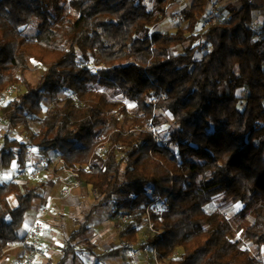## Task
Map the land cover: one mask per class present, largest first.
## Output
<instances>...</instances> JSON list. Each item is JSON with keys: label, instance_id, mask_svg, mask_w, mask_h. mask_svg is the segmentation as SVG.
Instances as JSON below:
<instances>
[{"label": "trees", "instance_id": "trees-1", "mask_svg": "<svg viewBox=\"0 0 264 264\" xmlns=\"http://www.w3.org/2000/svg\"><path fill=\"white\" fill-rule=\"evenodd\" d=\"M182 1L154 0L150 9L146 0H0V96L25 87L0 108L8 125L0 167L27 168L31 148L43 156L55 152L69 167H86L80 185L97 200L65 241L58 264L77 260L80 239L109 205L113 219H132L119 234L125 246L138 242L150 219L161 234L150 232L143 246L155 248L164 264H260L264 22L259 30L253 24L264 5L237 0L226 20L197 33L215 0H192L181 12L186 28L159 31L169 6ZM30 27L38 32L27 35ZM31 60L43 68L35 84L26 78ZM125 101L136 105L134 112ZM161 124L168 125L161 136L170 145L156 143L149 130ZM19 127L28 142L12 137ZM218 197L243 205L242 218L253 215L244 240L257 254L232 238L225 214L208 210ZM38 198L36 188L0 185V259L25 241L22 228Z\"/></svg>", "mask_w": 264, "mask_h": 264}, {"label": "rangeland", "instance_id": "rangeland-1", "mask_svg": "<svg viewBox=\"0 0 264 264\" xmlns=\"http://www.w3.org/2000/svg\"><path fill=\"white\" fill-rule=\"evenodd\" d=\"M191 1L192 0H184L179 4L170 5L168 8L167 18L165 19V21H163V23L160 24V26L158 27V30L162 31V32L175 33V32H177L178 29L186 28L187 25L182 20L181 12L186 6L190 5ZM255 1L260 6L264 5L261 0H255ZM146 4L148 5V7L150 9H152L154 7V0H146ZM236 5H238L237 0H215L209 8V11L207 14V19L198 25L197 33L205 32L207 30V28L215 22H220V21L226 20L229 17L230 7L236 6ZM68 11H70V10L68 9ZM263 22H264V9L262 11L255 12L253 27L256 30H259V28L262 26ZM37 32H38V29H36L35 27H30L26 30L27 35H35ZM206 50H207V48L205 49V51ZM179 52H182V48H179ZM198 56L200 57V55H198ZM89 65L92 66V63L90 62ZM42 73H43V68L40 65V63L36 60H31L30 61V70L26 73L27 80L30 83L35 84L40 79ZM102 91L107 92L110 95V97L114 100H122V95L119 92H110L107 90H102ZM23 92H25V87L23 84H19L17 86L10 88L7 92H5V94L3 96H0V108L3 107L8 102H10L11 100L15 99L18 95H20ZM239 94L242 96L243 92L240 91ZM61 96H62V98L67 96L66 90L63 91ZM125 104L127 105L130 112L135 111V109H136L135 104L130 103L128 101H125ZM50 105H51V103L49 101H46L44 103V105H43V109H44L43 110V116L46 115L47 111L50 108ZM0 121H1L0 123H4V122H2L3 120H0ZM33 128L35 131L39 130L38 125H34ZM167 128H168L167 124H161L160 126L156 127L155 129L158 131L159 134L166 136ZM18 132H19V136H20L21 140L24 137L30 136V134L28 132H25V130L22 127L19 128ZM4 133L5 132L2 131L3 135H4ZM19 136H18V138H19ZM15 167L17 168V164H15ZM6 174L7 173H5V170L0 168V185L3 183H7L8 181H12V180L17 179L19 177L20 173L17 169H15L13 171L12 175H6ZM39 181H40V179H38L35 182H37V184H38ZM85 193H86V191H84V195H85ZM93 196L95 197V194L92 195V193L89 192V197L88 196L81 197L80 204H78V205L75 202H73V200L76 196L75 197L72 196L69 199H65L66 201L62 199L63 198V196H62V198L60 200L64 202L65 209H63V210L57 209L56 210L53 207L52 208V211H53L52 215H55L57 217L53 218L51 220H55L56 222H59V224H60V221H59V218L61 216L60 212L66 211V213L69 217L75 218V217H79L81 211H83V213L81 214V219H80V221H81L83 214L90 208V206L92 204H94L97 201L96 198L94 199ZM51 199H49V201ZM92 199L95 200L94 203H91ZM89 203H91V204H89ZM45 207H46V205L44 206V208ZM242 209H243V205H241L240 203H231L230 201H225L223 198H220V197L218 199H216L208 207L209 211H221L223 214H225L230 219L233 230H234L232 238L235 241L241 242L243 247L248 248L253 254H257L255 246L251 245L248 241L244 240V232H245L246 228L253 223L254 217L252 214H249L246 218H242L241 217ZM114 212H115L114 205H109L107 207L101 208L99 210V212L94 216L93 225H95L96 222H99L102 225L104 222H105V224H111V226L113 227L112 233H111L112 235L106 241V243L108 244V246H121V244H122V246L123 245L125 246V244L120 239H118L117 235L120 233V230H122L132 219H130L128 216L122 215V214L120 216H118L117 218L113 219L111 217V215ZM50 215H51V213H50ZM59 224L54 229L49 227L50 230L47 229L48 236L43 237V234H41L42 238L40 240H38L36 243H34L33 246H38V247L39 246L40 247L41 246H59V244H62V243L64 244V236H63L62 232L57 229V228H59ZM77 229H78V226L77 227L70 226L67 231L69 234H71L72 232L76 231ZM98 229H99V227L97 225H95L94 231H97ZM148 229L149 228L146 226V224H143L140 226V228H139L140 236H139V241H138L136 246H143L145 244V242L148 240V238L151 236V233ZM92 234L90 235V237H88V238H90V240L93 239ZM84 239L87 240V237L80 239V244L78 246H87L82 241ZM34 241H36V240H34ZM14 246H16L15 248H17L18 250H21V253H18L19 257L15 261H12V262L14 264H30L31 259L35 257L36 253L35 252H29V251L25 252V248L21 247L20 244H17ZM152 255H153V252H152ZM257 257H258V261L260 262V264H264V250H262L258 254ZM8 262H9V260H7L6 264ZM97 263H99V262L97 261L95 264H97Z\"/></svg>", "mask_w": 264, "mask_h": 264}, {"label": "crops", "instance_id": "crops-1", "mask_svg": "<svg viewBox=\"0 0 264 264\" xmlns=\"http://www.w3.org/2000/svg\"><path fill=\"white\" fill-rule=\"evenodd\" d=\"M0 120H3L2 122H4V123H0V149H1L3 143V137L8 131V125L4 121V119H2L1 116H0ZM19 128L14 130V132L12 133V137L21 140L18 132ZM2 131L5 132L4 135L2 134ZM21 141L28 142L29 137H24ZM15 164L17 163H14L12 168L10 169H6V170L4 169L5 173H7L6 175H12L13 171L17 169L20 173L19 177L12 181L18 182L21 185L29 186L31 188H36L37 193L39 195V198L34 201L32 209L26 215V219L22 228V235H26L27 230L31 227L34 220L41 214L42 209L46 205L47 201H49V199L55 198L54 209L63 210L65 209V206H64V202L60 200L62 196H63L62 198L63 200L69 199L72 196L74 197L76 196L73 202H75L78 205L80 204L81 197L83 196L89 197V192H91L92 195H94L91 188L82 187V186L74 190L72 194H67L66 192L67 186L62 184L58 179L59 175L63 173L60 164V158L58 154H56L55 152L50 153L48 156H43L38 149L31 148V153L28 158L27 168L22 170L19 168L18 164L16 168ZM38 179H40V181L37 184V182L35 181H37ZM84 191H86L85 195H84ZM94 199H92L91 203L95 202ZM52 213L53 211L51 212V215L43 219L42 229H41V234H43V237L48 236L47 229H49V227L54 229L59 224V222H56L55 220H51L57 217L55 215H52ZM60 213H61V216L59 218L60 224H59V228L57 229L60 230L64 236V244L63 243L59 244V246L38 247V246H33L34 243H36L38 240L31 241L32 243L30 242L29 249H25V252L29 251L36 253L35 257L31 259L30 264H48L49 262H52V264H58L61 261L63 257L62 248L64 247L67 238L73 233L72 232L71 234H69L67 230L70 226H75V227L78 226L79 229L82 222V220L80 221V219L83 211H81L79 217H75V218L69 217L66 211H62ZM93 221L90 226L91 229L86 236L89 244L84 242V244H86L87 246L78 247L79 252H78L77 260L71 261L70 264H95L97 261L100 264H150L152 262V248L150 246H145V247L136 246L138 242L136 244H130L129 246H108L106 241L112 235L111 233L113 227L111 226V224H105V222L103 223V225L100 224L99 222H96L95 225H97L99 229L97 231H94L95 225H93ZM91 234L93 236V239L90 240V238L88 237H90ZM119 234L117 235L118 239H120ZM139 236H140V232L138 235V241H139ZM15 247L16 246H11L5 252L3 258L0 259V264H6L7 260H9L7 264H14L12 261H15L19 257L18 253H21V250H18ZM118 247H122V248L119 250V252L115 253L113 256L106 258L102 261L98 260L97 256H100L106 253L107 251L116 249Z\"/></svg>", "mask_w": 264, "mask_h": 264}, {"label": "built area", "instance_id": "built-area-1", "mask_svg": "<svg viewBox=\"0 0 264 264\" xmlns=\"http://www.w3.org/2000/svg\"><path fill=\"white\" fill-rule=\"evenodd\" d=\"M149 130L153 134L154 140L156 143L161 144V145H170L171 143L169 140L163 139L161 134L158 133V131L153 127L150 126ZM61 167H62V173L59 175L58 179L59 181L67 186L66 192L67 194H72V192L76 189H78L80 185L79 177H80V172L83 170V168L86 167H69L66 165V163L61 160L60 161ZM54 201L55 199L52 198L50 201L47 202L46 207L42 210L41 214L34 220L33 224L31 227L27 230L26 233V239L24 242L19 243L21 247L25 248L26 245L30 244L32 240H39L41 238V229H42V222L43 219L46 218L48 215H50L52 208L54 207ZM154 210L153 205H149L147 207V217L148 219L150 218V212ZM148 228L150 232L156 234L158 233L155 228L153 223L150 221L148 222ZM159 235L161 233H158ZM153 255H152V262L150 264H164L158 257V253L155 248L152 249Z\"/></svg>", "mask_w": 264, "mask_h": 264}]
</instances>
